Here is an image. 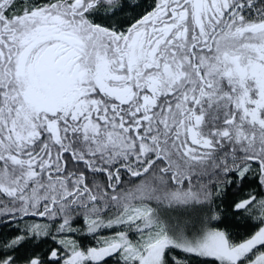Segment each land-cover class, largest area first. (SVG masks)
<instances>
[{"label":"snow or ice","instance_id":"obj_1","mask_svg":"<svg viewBox=\"0 0 264 264\" xmlns=\"http://www.w3.org/2000/svg\"><path fill=\"white\" fill-rule=\"evenodd\" d=\"M0 264H264V0H0Z\"/></svg>","mask_w":264,"mask_h":264}]
</instances>
